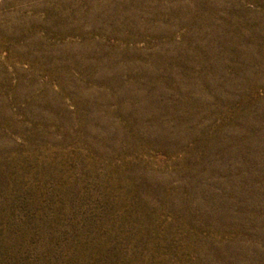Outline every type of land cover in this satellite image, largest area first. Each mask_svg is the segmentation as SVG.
Returning <instances> with one entry per match:
<instances>
[{"label": "rangeland", "instance_id": "obj_1", "mask_svg": "<svg viewBox=\"0 0 264 264\" xmlns=\"http://www.w3.org/2000/svg\"><path fill=\"white\" fill-rule=\"evenodd\" d=\"M0 264H264V0H0Z\"/></svg>", "mask_w": 264, "mask_h": 264}]
</instances>
